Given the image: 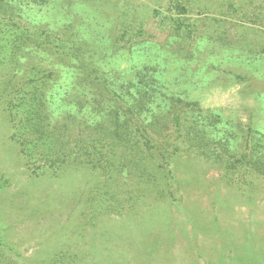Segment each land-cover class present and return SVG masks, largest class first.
Masks as SVG:
<instances>
[{"label":"rangeland","instance_id":"374dc122","mask_svg":"<svg viewBox=\"0 0 264 264\" xmlns=\"http://www.w3.org/2000/svg\"><path fill=\"white\" fill-rule=\"evenodd\" d=\"M47 1L27 17L80 45L77 67L47 57L54 92L83 93L81 63L147 66L165 93L217 111L233 150L264 133V0ZM169 11L179 29L162 20ZM12 123L0 101L1 264H264L263 175L226 171L183 142L174 178L152 162L155 176L133 178L140 191L82 164L33 174Z\"/></svg>","mask_w":264,"mask_h":264},{"label":"trees","instance_id":"16d2710c","mask_svg":"<svg viewBox=\"0 0 264 264\" xmlns=\"http://www.w3.org/2000/svg\"><path fill=\"white\" fill-rule=\"evenodd\" d=\"M48 5L47 0H0V68H5L0 101L13 121L12 138L35 164L33 174L82 164L102 171L106 186L119 174L140 191L133 178L141 179L144 172L154 175L152 162L168 179L174 178L170 159L183 142L186 150L226 171L244 169L264 176V133L251 131L242 151L233 150L220 128V114L165 93L152 67L134 69L131 75L81 63L75 87L83 93L54 92L57 76L47 57L54 55L73 67L81 59L76 39L27 17L28 11ZM169 14L162 20L178 28L179 19Z\"/></svg>","mask_w":264,"mask_h":264}]
</instances>
